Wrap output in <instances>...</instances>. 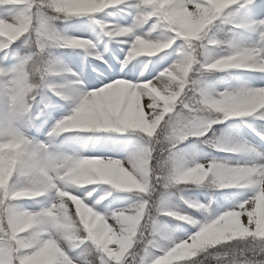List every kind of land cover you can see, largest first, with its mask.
I'll return each mask as SVG.
<instances>
[{
  "label": "snow or ice",
  "instance_id": "6c2138e0",
  "mask_svg": "<svg viewBox=\"0 0 264 264\" xmlns=\"http://www.w3.org/2000/svg\"><path fill=\"white\" fill-rule=\"evenodd\" d=\"M112 8L133 23L97 19ZM84 20L127 49L57 24ZM218 20L251 29L255 46L210 37ZM234 70L264 74V0H0V264H264V153L208 135L241 119L264 140L247 122L264 121V87L209 82ZM127 136L140 143L117 158ZM200 144L256 160L201 162ZM205 187L244 194L186 195Z\"/></svg>",
  "mask_w": 264,
  "mask_h": 264
},
{
  "label": "rangeland",
  "instance_id": "374dc122",
  "mask_svg": "<svg viewBox=\"0 0 264 264\" xmlns=\"http://www.w3.org/2000/svg\"><path fill=\"white\" fill-rule=\"evenodd\" d=\"M97 19H99L101 22L109 24L113 27L117 26H130L133 23L132 16L128 15V12L126 10H121L120 8H112L108 9L106 12L99 14L97 16ZM239 22V21H234ZM57 24L59 27L64 28L68 27L69 31L73 35L80 34L78 32H72L71 25L73 24H87L88 30L84 32L83 34L86 35L89 39H97L99 37L97 43L98 48L101 52L105 50V45H110L112 48H125L127 49L126 45L117 44V43H110L109 38L103 34L100 27L95 24L92 20H84V21H71L68 25L62 24L59 21H57ZM231 27L230 24H226L223 22V20H218L214 23L213 26H211L209 31L210 37H216L220 39H233V41L239 45V46H255V42H257L258 37L256 34L251 30H237L235 33H230L229 28ZM139 31H148L147 27L140 29ZM154 37H159L163 35L162 31H158L153 34ZM248 40L247 42L245 40ZM246 44V43H249ZM216 51H220L219 48L216 49ZM60 55L63 59H65L66 62L69 64H72V60L69 59V57L72 55L70 50H60ZM161 55H166L169 57V60L164 65L167 67L170 63L174 62L175 59V46L173 49L166 50L165 53H162ZM155 60H159L160 56H157L154 58ZM74 69L76 68L75 65H72ZM209 82L216 85L218 90H223L225 87H240V86H252V87H264L263 81H264V74L255 72V71H246V70H234L231 73H216L209 76ZM247 122L253 126V128L256 129L257 132H260L264 134V121H258L254 120L252 118H248ZM224 124H218L213 127V130L209 132V137H212L213 134L217 136H223L226 138H230L234 142H242L246 143L247 145L253 147L257 151L264 153V140H261L259 136H257L250 128L246 127L241 119H232L228 121L227 128H225ZM61 139H64L62 137ZM78 139V138H77ZM121 140L124 141V143L117 145L115 147V155L117 158L125 159L129 155V153L134 150L135 147H137L140 143L139 137L135 136H127V137H121ZM80 143H83V141H79ZM94 141L90 142L87 145V149L84 151L85 155L90 154V152L93 149ZM197 143L194 140H190L187 142V144L181 145L182 148H188L190 145ZM77 150H80L77 148ZM196 154L198 158L203 162L204 160H210L212 158H216L217 160L221 161H227L231 163L232 165H244V164H251L252 162H255L256 157L251 154H233V153H225V152H219L214 150L211 147L205 146L204 144H200L199 148L196 150ZM214 190H202V188L199 189H191L186 193L187 196L193 197L197 200H200L201 202L207 204L209 201L212 200V198L215 196L217 198L224 195V193L229 194V198H231L232 195H243L244 193L240 192L239 190H218L215 187H212ZM135 199V198H133ZM132 201H125L123 203L118 204V207H126L129 203ZM174 203H177V201L173 200ZM24 207H35L33 202L31 201H24L21 202ZM219 203H224L223 200H219ZM215 207V205H213ZM194 215H199L198 213H193ZM171 228L175 229L176 221L171 218H162ZM174 235L177 239H184L185 238V232L183 230L175 231ZM162 243H166V241H162Z\"/></svg>",
  "mask_w": 264,
  "mask_h": 264
},
{
  "label": "clouds",
  "instance_id": "9594fccd",
  "mask_svg": "<svg viewBox=\"0 0 264 264\" xmlns=\"http://www.w3.org/2000/svg\"><path fill=\"white\" fill-rule=\"evenodd\" d=\"M233 179H234V177L231 174H229L227 172H221L217 175V177L214 178V181L220 180L223 183L227 184V183H231L233 181ZM181 251H184V250H181ZM206 264H212V262L208 261V262H206Z\"/></svg>",
  "mask_w": 264,
  "mask_h": 264
},
{
  "label": "trees",
  "instance_id": "16d2710c",
  "mask_svg": "<svg viewBox=\"0 0 264 264\" xmlns=\"http://www.w3.org/2000/svg\"><path fill=\"white\" fill-rule=\"evenodd\" d=\"M194 189H199V188H194ZM202 190H210V191H212V190H214L212 187L210 188V187H205V188H202Z\"/></svg>",
  "mask_w": 264,
  "mask_h": 264
},
{
  "label": "bare ground",
  "instance_id": "6f19581e",
  "mask_svg": "<svg viewBox=\"0 0 264 264\" xmlns=\"http://www.w3.org/2000/svg\"><path fill=\"white\" fill-rule=\"evenodd\" d=\"M246 42L248 41L247 39L245 40ZM256 43V42H255ZM246 44H249L250 45V42L249 43H246ZM263 85H264V81H263ZM264 124V123H263ZM115 153V152H114Z\"/></svg>",
  "mask_w": 264,
  "mask_h": 264
}]
</instances>
